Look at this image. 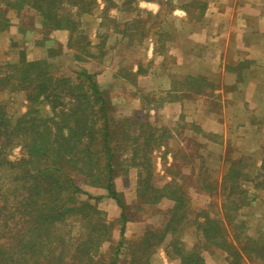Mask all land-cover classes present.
<instances>
[{
  "label": "trees",
  "instance_id": "trees-1",
  "mask_svg": "<svg viewBox=\"0 0 264 264\" xmlns=\"http://www.w3.org/2000/svg\"><path fill=\"white\" fill-rule=\"evenodd\" d=\"M101 1L106 4L105 13L116 7L112 0ZM70 2L78 6L79 16L92 15L99 6V0ZM64 3L65 0H0V34L10 28L9 11L21 13L28 8L40 14L48 31H72L75 20ZM146 28L143 26V32ZM57 45L59 48H49L48 57L41 60H26L22 52L16 61L0 62L2 93L9 88L27 91L29 102L27 112L13 120L0 100V202L10 209L0 220V264H152L156 250L169 237L167 256L180 264H208L205 251L224 252L229 264H246L247 260L260 258L264 262V243L256 240L239 248L237 233L234 241L230 240L231 227L237 226L238 213L247 205L238 181L243 174L239 167L245 168L243 163L240 161L223 177V217L205 214L200 221L199 212L192 213L188 188L175 178L162 186L155 183L156 166L151 156L156 149L167 146L163 141L169 138V130L144 122L138 114L117 123L110 116L113 104L108 92L101 89L95 73L83 68L75 71V78L57 75L59 66L51 60L65 52L62 45ZM79 55L74 54L76 60ZM89 57L95 56L91 53ZM44 104L52 115H43ZM129 146H133L127 158L131 162L125 164L122 155ZM16 148H21L24 155L13 161L9 154ZM120 148L123 152L118 155ZM173 159L166 171L178 177L179 172H172L178 157ZM115 165L124 173L134 167L139 170L133 204L126 203L116 190ZM200 178L201 174L194 183L198 193H204L212 183L208 187L204 181L201 184ZM83 184L107 194L94 196ZM108 198L121 209L117 242L115 224L108 222L96 205ZM164 199L174 202L164 213V227L148 229L130 242L127 224ZM188 232L194 241L191 248L185 241ZM251 246L257 250L249 251Z\"/></svg>",
  "mask_w": 264,
  "mask_h": 264
},
{
  "label": "rangeland",
  "instance_id": "rangeland-1",
  "mask_svg": "<svg viewBox=\"0 0 264 264\" xmlns=\"http://www.w3.org/2000/svg\"><path fill=\"white\" fill-rule=\"evenodd\" d=\"M125 1L126 0H122V3ZM64 8L67 9V12L70 11L73 14L72 18L75 20V24L72 31L54 29L48 31L42 24L43 22L40 14L34 9L28 8L21 13L9 11L8 18L10 20V28L7 32L0 34V62L16 61L22 52L25 53L26 60L29 61L47 58L48 49L51 47L59 48L58 45L54 43H57L58 39H63L64 36H67L63 39L67 44L64 49V54L57 56L55 60H51L59 66V69L56 70L57 75H66L75 78V71L83 68L87 69L89 72L97 75L96 80L98 84L101 85V89L108 92V98L111 99L113 104V110L110 116L114 118L117 123L122 122V119L126 117L130 118L138 114L143 118L144 122H151L158 126V128H168L169 138L163 141L167 146L164 145L163 148L156 149L151 156L156 166L155 171L157 177L155 178V183L158 186H162L170 180L168 175L171 174L166 171L165 164L169 163L170 158L177 156V163L173 165L174 167L172 166V172H179V175H177L178 177L171 175V177L177 178L176 180H178L183 188L186 187L189 189L192 197L191 206L194 210L192 213H196L199 210V208L196 207L197 204H204V200H200V195H196L198 191L193 181V177L199 175L200 170L197 167L191 169L183 167L185 165L182 161H187L188 159L182 160L181 158L184 156L190 158L192 155L194 164L196 163L195 166L199 165L198 160L200 155H202L204 159L208 158L206 163L207 170L203 168V172L205 170V172L208 171L209 180L212 183L211 187L208 189L211 196H213L206 209H209L208 211H210L211 216H219L217 210L221 204L222 197H220V194L223 193V190L216 182L220 180L221 174L224 175L226 169L224 160H219V155L220 157L223 156V151L217 146L220 137L217 135H210L208 139L200 138V134L197 133L200 127L196 125L197 121H195L193 116L187 115V117H181L183 113L179 114V110L177 111L176 108L168 105L165 106L168 103L170 104V102L167 103V101H169L171 97L169 95V91H172L170 89L171 82L169 86V82L165 83V81L162 80L161 84V82L157 80L158 82L156 81L155 85L154 81L150 80V83H146L144 87L130 86L128 88L122 86L119 81H111L110 78L111 74H114V76L117 75L119 77L118 79H120V76L125 74L124 71H129L130 68L133 69L138 62H140L142 71L150 70L156 65L149 56L147 57L148 59H146L145 54L147 50H141V39H143V36L146 34L143 36L141 35L142 33L148 32V30L155 27V25H158V21L138 10V18H136V14L131 15V17L135 16L136 18L135 23L130 26L134 30L133 39L130 37V40L126 41L124 39L121 40L120 36L107 38L110 28L118 29L116 25H114L113 18L111 17L116 16L113 14V12L116 11H112L110 16L108 13L104 12L105 9H102L100 4L94 9L92 15L86 14L79 16L77 13L78 6L72 4L70 0H65ZM136 8L138 9V7ZM170 10L171 3L169 2V4L166 3L165 13H169ZM101 20H103L104 26L100 24ZM143 26L147 27L145 32H143ZM119 28L126 30L128 26H119ZM58 31H66V33L62 32L63 34L58 37V35H56ZM120 35L122 34L120 33ZM105 38L108 39L105 47L93 49L92 44H103ZM122 47H125L124 51H119V48L121 49ZM76 52L80 54L78 60L74 57ZM91 53L95 57L90 58L89 56ZM188 82L189 84L192 83L190 78ZM155 86L159 89H153ZM9 90L11 92L7 91L2 93V89L0 88V100L5 103L8 113L13 117V120H15L27 112V104L29 102L26 94L28 93L27 91L16 92L11 88H9ZM191 96V99H194L195 96ZM192 107H194L195 110L197 105H191L189 110L186 111H193ZM209 107L215 108L216 105L209 101ZM42 113L43 115H52L47 104H44L42 107ZM118 138L121 139V136H118ZM140 142L141 146L146 149L147 147L144 139H141ZM121 151L123 152L122 148H120V151L118 150L117 154L121 155ZM132 151L133 146H129L128 151L123 152L122 162L130 164L131 161L127 158L132 155ZM23 155L24 151L21 150V148H16L9 154V158L13 161H18ZM254 157L258 159V156ZM167 158L168 162H166ZM105 162L103 161L102 164H106ZM117 162H120L119 158ZM115 167L117 173L115 179L116 190L122 194L126 203L133 204L137 198L138 179L140 178L139 170L134 167L128 173H124L122 168H118L117 165H115ZM244 167L247 168L239 167L243 174L238 181L242 184L245 203L247 205L238 213L237 226L231 227L230 235L231 241H234L233 237L235 233L240 236L239 241L237 240V247L239 246V248L248 247L252 244L251 242L260 241L264 243V170H258L256 167L253 168L249 163ZM83 187L94 196H100L104 194V192L106 193V191L100 188L84 184ZM4 204L5 203L0 202V220L4 214L10 211ZM96 205L104 212L107 221L115 224L114 241L117 242L120 239V226L118 220L121 215V209L116 201L111 198L96 202ZM170 206V203L160 204L158 207H153L144 211L141 215H138L135 221L129 222L126 227V235L129 236L128 240H130V242L133 239L135 240L140 234H145L149 228L161 230L164 227V213ZM193 215L194 214L191 215L192 218H194ZM219 217L222 218V216ZM198 219L201 220V217L199 216ZM137 222L141 223L139 229L137 227ZM137 231L139 234H136ZM189 233L190 232L186 233L185 241L186 246L191 248L194 245V241ZM169 241L170 237L156 250V253L153 255V264H180L178 260L167 256L166 246L169 244ZM107 247L108 244L103 247L104 252L107 250ZM255 250H257V248L251 246V250L249 251L255 252ZM249 256L253 257L252 255ZM204 257L208 264H229L227 261V254L221 251H205ZM247 259L249 258L247 257ZM245 263L264 264L261 258L260 261L253 262L247 260Z\"/></svg>",
  "mask_w": 264,
  "mask_h": 264
},
{
  "label": "crops",
  "instance_id": "crops-1",
  "mask_svg": "<svg viewBox=\"0 0 264 264\" xmlns=\"http://www.w3.org/2000/svg\"><path fill=\"white\" fill-rule=\"evenodd\" d=\"M112 1L116 7L110 8L108 15L112 11L117 12H113L117 17L110 16L118 29L110 28L107 38L120 36L121 40L133 39L134 30L130 26L139 17L138 10L158 21V25L149 29L141 39V50H147L146 59L149 56L156 65L142 71L138 62L133 69L124 71L120 79L111 74V81H119L128 88L144 87L150 80L155 85L157 80L161 84L162 80L169 82V86L171 82V97L167 101L170 104L165 106L179 110V114L183 113L181 117L193 116L196 125L200 127L197 130L200 138L208 139L210 135L220 137L217 146L223 151L219 160L225 162L224 175L240 161L244 166L249 163L253 168L261 170L264 164V0ZM169 2L171 10L165 13L166 3ZM100 4L105 9L106 4L99 0ZM132 14H136V18L131 17ZM100 24L104 26L103 20ZM119 26H128V29L122 30ZM62 32L58 31L56 35L59 37L66 33ZM107 38L103 44H92L93 49L105 47ZM63 39H58L54 44H60L65 49L67 44ZM124 48H119V51H124ZM189 78L192 81L190 84ZM153 89L159 88L155 86ZM191 95L195 96L194 99H191ZM209 101L216 107L210 108ZM190 104L197 107L187 112ZM254 156H258V159ZM202 158L200 155L199 165L195 166L190 156L187 161H182L185 165L183 167H197L201 174V184L204 181L209 187L208 171L205 172L208 158ZM173 161L170 158L165 167H170ZM203 168H206L205 173ZM224 175L221 174L220 180H217L218 186L222 185ZM168 177L169 181L173 178L171 175ZM197 177H193L194 182H197ZM188 194L192 199L190 191ZM196 195H200L201 201L204 200V204L196 205L200 221H203L205 214L211 215L206 207L213 195L209 190ZM220 197L222 200L217 213L223 217L224 191ZM163 203L171 204L168 210L174 206L170 199H164L160 204ZM140 225L137 222L138 229ZM138 231L136 234H139Z\"/></svg>",
  "mask_w": 264,
  "mask_h": 264
}]
</instances>
